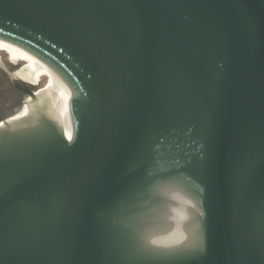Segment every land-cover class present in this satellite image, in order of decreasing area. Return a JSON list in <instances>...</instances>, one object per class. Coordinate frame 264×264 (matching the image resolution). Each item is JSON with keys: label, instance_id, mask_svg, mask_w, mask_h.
<instances>
[{"label": "water", "instance_id": "95a60500", "mask_svg": "<svg viewBox=\"0 0 264 264\" xmlns=\"http://www.w3.org/2000/svg\"><path fill=\"white\" fill-rule=\"evenodd\" d=\"M72 88L0 122V264H264V0H0Z\"/></svg>", "mask_w": 264, "mask_h": 264}, {"label": "rangeland", "instance_id": "374dc122", "mask_svg": "<svg viewBox=\"0 0 264 264\" xmlns=\"http://www.w3.org/2000/svg\"><path fill=\"white\" fill-rule=\"evenodd\" d=\"M0 62L4 65H0V106L8 105V112L6 113V116H12L9 118V120H12L14 118L21 117L27 112V101L30 99V102L31 98L28 95L22 97V100L25 102L23 105H21L23 108L21 106L19 108L16 107V110L9 107L11 106V99H15V90L13 88L11 78L7 72L12 75L16 82L31 84L35 86V90L44 88L48 80V74L42 76L35 69L32 55L20 53L16 44L2 39L0 45ZM31 71H33V74H31Z\"/></svg>", "mask_w": 264, "mask_h": 264}, {"label": "bare ground", "instance_id": "6f19581e", "mask_svg": "<svg viewBox=\"0 0 264 264\" xmlns=\"http://www.w3.org/2000/svg\"><path fill=\"white\" fill-rule=\"evenodd\" d=\"M1 39L7 40L13 44L18 46V51L20 53H26L33 56L34 59V67L35 69L43 76L47 75V82L44 88L40 89L37 93L38 97L41 99L43 104L51 105L52 108H55L57 111V115L61 121L62 127L71 129L74 134V125L70 113V99L73 96L72 88L68 85V83L64 80V78L47 62L46 59L36 54L28 47L26 44L15 40L13 38L6 37L0 34V45ZM0 65L4 66L1 62ZM34 106V99L31 98V101L28 104L27 112L24 113L21 117H17L15 119H21L27 114L31 113L32 108ZM14 120V119H12ZM10 120V121H12Z\"/></svg>", "mask_w": 264, "mask_h": 264}, {"label": "flooded vegetation", "instance_id": "af4514ba", "mask_svg": "<svg viewBox=\"0 0 264 264\" xmlns=\"http://www.w3.org/2000/svg\"><path fill=\"white\" fill-rule=\"evenodd\" d=\"M31 74H33V71H31ZM35 75V74H34ZM19 83H21V84H23V82H19ZM29 86H31L32 88H34V90H35V86H33V85H31V84H28ZM13 88H14V90H15V93H14V97H15V99H11V106H9V107H11V108H14V109H16V107L17 108H19L21 105H23L25 102H24V100H22V97H24V96H26L27 94L25 93V92H23L22 90H20V89H18V88H16L14 85H13ZM13 98V97H12ZM31 98V97H30ZM29 100L30 99H28V101H27V104H29ZM8 103V102H7ZM10 103V102H9ZM8 105L7 106H0V122L3 120V119H9V118H11V117H7L6 116V113L8 112L7 110H8ZM21 107H23V106H21ZM22 109V108H21ZM17 110V109H16ZM15 119V118H14ZM10 121V120H9Z\"/></svg>", "mask_w": 264, "mask_h": 264}, {"label": "trees", "instance_id": "16d2710c", "mask_svg": "<svg viewBox=\"0 0 264 264\" xmlns=\"http://www.w3.org/2000/svg\"><path fill=\"white\" fill-rule=\"evenodd\" d=\"M23 108V107H22Z\"/></svg>", "mask_w": 264, "mask_h": 264}]
</instances>
